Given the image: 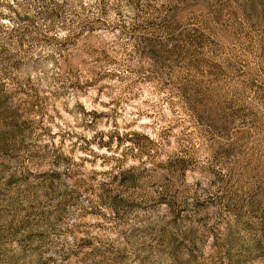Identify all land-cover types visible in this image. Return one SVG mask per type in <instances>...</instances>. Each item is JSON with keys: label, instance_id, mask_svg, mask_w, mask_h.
<instances>
[{"label": "rangeland", "instance_id": "374dc122", "mask_svg": "<svg viewBox=\"0 0 264 264\" xmlns=\"http://www.w3.org/2000/svg\"><path fill=\"white\" fill-rule=\"evenodd\" d=\"M0 264H264V0H0Z\"/></svg>", "mask_w": 264, "mask_h": 264}]
</instances>
